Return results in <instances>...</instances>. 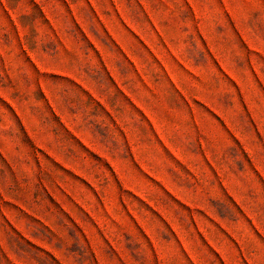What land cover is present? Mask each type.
<instances>
[{
  "label": "rangeland",
  "instance_id": "374dc122",
  "mask_svg": "<svg viewBox=\"0 0 264 264\" xmlns=\"http://www.w3.org/2000/svg\"><path fill=\"white\" fill-rule=\"evenodd\" d=\"M0 264H264V0H0Z\"/></svg>",
  "mask_w": 264,
  "mask_h": 264
}]
</instances>
